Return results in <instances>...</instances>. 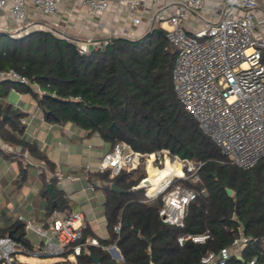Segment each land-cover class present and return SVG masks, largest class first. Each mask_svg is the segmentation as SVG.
I'll list each match as a JSON object with an SVG mask.
<instances>
[{"label":"trees","instance_id":"16d2710c","mask_svg":"<svg viewBox=\"0 0 264 264\" xmlns=\"http://www.w3.org/2000/svg\"><path fill=\"white\" fill-rule=\"evenodd\" d=\"M176 53V45L159 24L137 37H111L84 52L51 30L33 29L22 36L0 30V71L13 69L27 79L26 83L0 80V140L20 146L53 169L37 143L23 137L25 113L5 100L16 89L34 96L47 121L74 123L111 145L124 141L142 152L167 148L182 158L203 161L201 182L194 187H204L205 192L189 204L183 226L162 221L161 196L143 200V189L135 186L144 171L136 177L131 175L138 168L114 177L108 171L94 172L92 176L100 181L95 186L104 193L108 236L98 237V246H87L66 264H94L96 257L97 264H198L206 252L230 246L240 233L248 238L240 257L232 253L225 264H248L253 258L254 264H264V159L248 169L225 159L176 97L171 81ZM2 153L12 158L11 153ZM30 164L19 161L20 179ZM40 175L45 178L42 171ZM50 182L54 197L47 182L41 189L47 197V214L65 212L68 201L55 186L54 176ZM111 182L125 191L112 190ZM226 188L232 193L227 194ZM10 230L23 239V230L15 224L0 229V234ZM204 232L209 238L203 243L177 242L180 234ZM113 243L121 259L104 248Z\"/></svg>","mask_w":264,"mask_h":264},{"label":"built area","instance_id":"2783aa9c","mask_svg":"<svg viewBox=\"0 0 264 264\" xmlns=\"http://www.w3.org/2000/svg\"><path fill=\"white\" fill-rule=\"evenodd\" d=\"M64 1L0 0V11L11 20L10 25H0V30H12L11 35L18 36L34 23V13L54 17ZM76 1L85 5L91 15L103 16L111 10L113 20L125 15L131 26L127 31L124 27L112 28L110 22L100 20L98 23L106 29V35L100 40L87 41L93 42L94 47L106 44L111 37L140 36L159 24L177 47L171 81L185 110L229 163L248 169L264 159V0ZM72 41L79 52L88 50L84 43L79 45ZM1 79L27 82L13 69L0 71ZM33 88L37 90V86ZM21 122L24 121L21 119ZM141 163L146 166V175L135 187L143 189V200L161 196L158 213L162 221L183 226L189 204L199 193L205 192L204 187H194L201 182L203 161L182 158L167 148L142 152L124 141H117L104 153L98 169L114 177L123 170L138 168ZM167 164H174L177 170L149 192L154 183L149 167L161 171ZM49 215L48 223L38 224L19 215L18 220L24 221L25 229L33 230L44 239L32 244L15 233L19 239L0 235V264H26L16 259L18 253L60 255L65 261L79 255L89 245H99L95 237L83 235L82 213L53 210ZM119 230L120 222L114 226V232L119 233ZM207 238V232L183 233L177 237V242L180 245L185 240L203 243ZM247 239L240 233L230 246L206 252L198 264H225L232 253L241 254ZM104 248L113 258H122L115 243ZM254 262L255 258L248 264Z\"/></svg>","mask_w":264,"mask_h":264},{"label":"crops","instance_id":"0c3cea01","mask_svg":"<svg viewBox=\"0 0 264 264\" xmlns=\"http://www.w3.org/2000/svg\"><path fill=\"white\" fill-rule=\"evenodd\" d=\"M57 13L59 19L64 22H66V15L68 14V19H76L75 24L72 25L74 32L81 31L85 34L95 33L98 37L94 40H100L106 35V29L98 26V22L100 21L99 18L89 14L86 6L78 3L76 0H65L60 5ZM112 14L113 10L108 12L105 16L106 21L110 22L112 28L124 27L127 31L131 30V26L129 21L125 18V15H122L121 18L112 20ZM37 15L42 14L34 13L33 17ZM10 21L11 20L5 17L4 12L0 11V25H10ZM85 43L88 49L94 47L93 42ZM5 100L12 104L13 108H17L25 113L21 118L25 124L23 137L35 141L39 149L47 155L51 162H53V169L51 170L42 161H37L30 157L28 152L20 146L14 147L0 140V149L2 152L12 154V158H7L0 152L3 158L14 164V174L11 176L10 180L19 183L21 182L20 180L26 177L25 175L24 178H19V161H21L22 164L30 162L32 166H38V176H40L42 183L47 182L48 184L51 177L54 176L55 186L62 192V196L68 201L69 207L65 212L82 213V223L84 229L87 230L86 235H91L96 239L98 237L106 238L108 232L104 216V197L101 203L103 207L102 214L97 217V220H100L101 224L95 226L91 223V220L94 219L93 199L95 196L85 192H87L88 189L87 184H90L91 188H98L95 186V183L98 184L100 181L95 180L92 175L99 170V162L104 153L111 148V142L97 133L87 132L74 123L66 122L61 124L45 120L42 110L37 106L36 99L30 97L27 92H20L16 89H12ZM29 166L26 168V173ZM41 171L45 176L44 179L40 175ZM55 174L61 175L62 178H58ZM70 177H74L75 179H71ZM41 189L40 187L38 189L39 191H37L40 195ZM38 212L42 213L41 218H44L47 214V199L40 205ZM58 212L65 213L60 210H58ZM19 215L25 218L24 215ZM41 218L39 219L41 220ZM26 219H33L34 222L35 220H39L32 215L31 217H26ZM109 245L111 244L105 246Z\"/></svg>","mask_w":264,"mask_h":264},{"label":"rangeland","instance_id":"374dc122","mask_svg":"<svg viewBox=\"0 0 264 264\" xmlns=\"http://www.w3.org/2000/svg\"><path fill=\"white\" fill-rule=\"evenodd\" d=\"M87 12L90 14L88 10ZM57 14L54 17L42 15L34 16L32 18L34 23L31 24L27 29H24L23 32L18 36H22L30 30L42 28L51 30L59 36H68V38L75 40L79 45H82V43L86 45L85 42H87L89 39L94 40L96 37H98L95 33L85 34L81 31L74 32L72 25L75 24L76 19H68V14L66 15V22H64L59 19ZM105 16L106 14L97 17L99 20L106 21ZM98 26L103 27L100 26L99 23ZM8 33L14 34L12 30H9ZM27 93H29L30 97H34L30 92ZM38 169V166L30 165L27 169L25 179L20 180L21 182L19 183H15L14 181L10 180L11 176L14 174V164L0 155V229L15 224L23 230V239L31 242L32 244L39 243L44 239V237H41V239L33 230L25 229L24 221L18 220V215H24L25 219L26 217H31V215L36 217V219H39L42 216V213L38 212V209L40 208V205H42L43 201H46L47 197L42 194L41 191V195L37 193V191H39L38 189L44 186L40 176H38ZM143 171L146 175V166L144 163H141L138 169L134 171L131 176L136 177ZM87 187L88 189L85 193L89 195L93 194L95 196L93 199L94 219L91 220V223L95 226H99L101 221L97 220V217L101 216L103 210L101 204L104 197L103 191L101 188H91L90 184H87ZM49 220L50 215L46 214L44 218H41V220H35V223H48ZM45 228L47 229V224L45 225ZM14 233L15 235H19L18 231ZM15 257L17 260L26 264H66L63 256L60 255L34 256L18 253L15 255ZM70 259H73V257H70Z\"/></svg>","mask_w":264,"mask_h":264},{"label":"bare ground","instance_id":"6f19581e","mask_svg":"<svg viewBox=\"0 0 264 264\" xmlns=\"http://www.w3.org/2000/svg\"><path fill=\"white\" fill-rule=\"evenodd\" d=\"M176 170L177 169L174 167V164H167L166 167L161 171H157L156 169L150 166L148 171L150 178L154 180V183L149 189V192H152L155 189V187L163 180L165 176L171 175Z\"/></svg>","mask_w":264,"mask_h":264},{"label":"water","instance_id":"95a60500","mask_svg":"<svg viewBox=\"0 0 264 264\" xmlns=\"http://www.w3.org/2000/svg\"><path fill=\"white\" fill-rule=\"evenodd\" d=\"M110 187H111L112 190H115V191H118V192H124L125 191L124 189H121V188L115 186L114 182L110 183ZM47 190L50 192L51 196L54 197V192H53V189H52V183L51 182H49L47 184ZM226 192H227V194H231L232 190L230 188H226ZM54 203H55V201L53 200V204ZM7 234L9 236H12V237L16 238V239L20 238L19 236H15L14 235V231L13 230L8 231ZM116 253H117V256L120 255L118 252H116ZM238 257H240V255ZM98 259H99L98 257L94 258V264L98 263ZM13 264H16V263H13Z\"/></svg>","mask_w":264,"mask_h":264}]
</instances>
